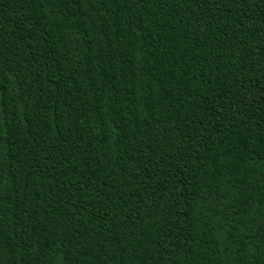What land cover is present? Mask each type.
<instances>
[{
	"label": "trees",
	"instance_id": "1",
	"mask_svg": "<svg viewBox=\"0 0 264 264\" xmlns=\"http://www.w3.org/2000/svg\"><path fill=\"white\" fill-rule=\"evenodd\" d=\"M0 264H264V0H0Z\"/></svg>",
	"mask_w": 264,
	"mask_h": 264
}]
</instances>
